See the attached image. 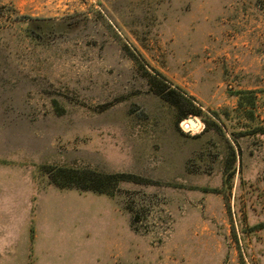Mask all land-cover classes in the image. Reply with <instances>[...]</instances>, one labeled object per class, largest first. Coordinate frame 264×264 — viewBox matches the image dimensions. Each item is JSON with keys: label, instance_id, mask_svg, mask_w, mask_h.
<instances>
[{"label": "rangeland", "instance_id": "1", "mask_svg": "<svg viewBox=\"0 0 264 264\" xmlns=\"http://www.w3.org/2000/svg\"><path fill=\"white\" fill-rule=\"evenodd\" d=\"M8 181L60 197L40 249L0 231V264H264V0H0Z\"/></svg>", "mask_w": 264, "mask_h": 264}, {"label": "crops", "instance_id": "2", "mask_svg": "<svg viewBox=\"0 0 264 264\" xmlns=\"http://www.w3.org/2000/svg\"><path fill=\"white\" fill-rule=\"evenodd\" d=\"M2 185L5 191H0V231L14 233L16 239L22 235L24 238V234L33 225V243L35 248L40 249L43 240L48 236L47 230H44L48 224L51 226V217L55 216L53 213L58 207L52 202L60 196L55 192L49 194L45 191L38 192L37 189L33 192L31 184L25 182L8 181L0 184V188ZM30 243L20 238L16 246L28 248Z\"/></svg>", "mask_w": 264, "mask_h": 264}, {"label": "trees", "instance_id": "3", "mask_svg": "<svg viewBox=\"0 0 264 264\" xmlns=\"http://www.w3.org/2000/svg\"><path fill=\"white\" fill-rule=\"evenodd\" d=\"M156 87V93L161 95L165 100L169 101L176 108H182V104L180 101V96L174 91H164L162 87L158 85ZM186 115L193 114L196 115L197 112L190 109L185 111ZM53 172H50V181L55 186L58 187H70L74 186L79 189H89L96 192H110L111 190L108 188L109 183H115L119 181L118 177H123L124 174H102L95 171L90 170H79L73 168H64L58 167L53 168ZM130 176V175H129Z\"/></svg>", "mask_w": 264, "mask_h": 264}, {"label": "built area", "instance_id": "4", "mask_svg": "<svg viewBox=\"0 0 264 264\" xmlns=\"http://www.w3.org/2000/svg\"><path fill=\"white\" fill-rule=\"evenodd\" d=\"M183 122H184V125L182 124L183 129L190 130L191 129L190 123L186 120H184Z\"/></svg>", "mask_w": 264, "mask_h": 264}, {"label": "water", "instance_id": "5", "mask_svg": "<svg viewBox=\"0 0 264 264\" xmlns=\"http://www.w3.org/2000/svg\"><path fill=\"white\" fill-rule=\"evenodd\" d=\"M187 120L192 126H197V122L194 118L189 117Z\"/></svg>", "mask_w": 264, "mask_h": 264}, {"label": "bare ground", "instance_id": "6", "mask_svg": "<svg viewBox=\"0 0 264 264\" xmlns=\"http://www.w3.org/2000/svg\"><path fill=\"white\" fill-rule=\"evenodd\" d=\"M197 122V121H196Z\"/></svg>", "mask_w": 264, "mask_h": 264}]
</instances>
